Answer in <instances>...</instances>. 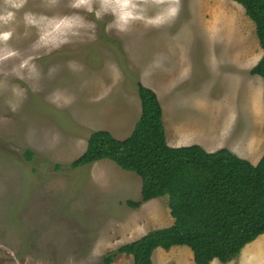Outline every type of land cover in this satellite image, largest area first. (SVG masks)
Masks as SVG:
<instances>
[{
    "label": "rangeland",
    "instance_id": "374dc122",
    "mask_svg": "<svg viewBox=\"0 0 264 264\" xmlns=\"http://www.w3.org/2000/svg\"><path fill=\"white\" fill-rule=\"evenodd\" d=\"M73 3L26 0L0 23L11 32L0 40V264H104L121 245L173 224L167 195L127 203L142 199L134 171L111 159L71 167L93 131L131 134L139 82L164 106L167 96L179 100L191 122L197 115L198 134L215 151L254 164L264 154V78L251 72L264 50L241 4L147 0L142 18L121 29L112 15L97 19ZM186 248L179 261L174 249H157L154 264H196ZM251 248L249 257L243 249L212 264H264V237Z\"/></svg>",
    "mask_w": 264,
    "mask_h": 264
},
{
    "label": "trees",
    "instance_id": "16d2710c",
    "mask_svg": "<svg viewBox=\"0 0 264 264\" xmlns=\"http://www.w3.org/2000/svg\"><path fill=\"white\" fill-rule=\"evenodd\" d=\"M234 1L255 23L264 50V0ZM251 72L264 78V54ZM138 93L141 114L132 133L119 139L109 130L93 131L71 167L111 159L134 171L142 180V199L127 203L139 207L167 195L174 223L121 245L104 256V264L120 254L133 256L134 264H154L157 248L177 245L189 246L196 264L232 261L264 234V154L254 164L228 148L209 152L199 144L170 146L156 91L139 82ZM25 153L28 159L34 156L29 149Z\"/></svg>",
    "mask_w": 264,
    "mask_h": 264
},
{
    "label": "crops",
    "instance_id": "0c3cea01",
    "mask_svg": "<svg viewBox=\"0 0 264 264\" xmlns=\"http://www.w3.org/2000/svg\"><path fill=\"white\" fill-rule=\"evenodd\" d=\"M148 87H150V86H148ZM150 88H152L153 90H155L157 92L158 97L161 101V104L163 107V119L165 122L166 137H167L168 144L170 146L180 147V146L199 144V145H202L209 152L216 150V146L213 147L210 143H207L206 141H204L205 140L204 137L206 135H201L200 133L198 134L200 120H196L198 118L197 115L195 116L196 117L195 120L193 122H191V120H188L185 117V115L183 114L184 108L182 107V104H181V102H179V100H178V102H176V99L171 97V95L167 96L166 105H165L166 107H165L163 104V101H162L163 98H161L159 91L153 86ZM174 101L176 102V105L174 104ZM263 237H264V234L260 235L256 240H254L253 242L246 245V248H244V250H243V251H245L244 252L245 257H249L250 255H253V249L251 248V246H253V245L255 246L257 243L262 241ZM186 247L187 246L177 245V246H174L170 249V250L174 249V251L177 255L174 258L177 261H179L177 258H180L183 254L187 258V254H186L187 250L186 249H188V248H186ZM160 248L161 247H159L157 249H160ZM189 257L194 260L193 252L192 253L190 252ZM169 258L170 257H168V259Z\"/></svg>",
    "mask_w": 264,
    "mask_h": 264
},
{
    "label": "clouds",
    "instance_id": "9594fccd",
    "mask_svg": "<svg viewBox=\"0 0 264 264\" xmlns=\"http://www.w3.org/2000/svg\"><path fill=\"white\" fill-rule=\"evenodd\" d=\"M146 2L147 0H74L72 6L94 13L97 19H102L104 15H112L114 23L122 29L130 21L142 18L139 14L140 5ZM156 2L159 3L162 0H156ZM25 3L26 0H3L5 9L0 11V23L7 24L12 21L15 17L13 10L21 9ZM177 11L178 8L175 7L169 9L172 15H175ZM25 18H28L27 15ZM10 36L11 32H0V40L6 41Z\"/></svg>",
    "mask_w": 264,
    "mask_h": 264
},
{
    "label": "bare ground",
    "instance_id": "6f19581e",
    "mask_svg": "<svg viewBox=\"0 0 264 264\" xmlns=\"http://www.w3.org/2000/svg\"><path fill=\"white\" fill-rule=\"evenodd\" d=\"M59 10V9H58ZM54 11V10H53ZM63 11V10H62ZM75 11V10H74ZM47 14V13H46ZM76 15V14H75Z\"/></svg>",
    "mask_w": 264,
    "mask_h": 264
}]
</instances>
